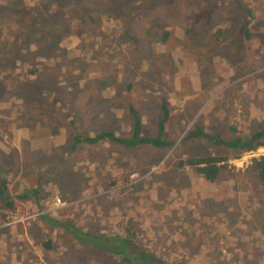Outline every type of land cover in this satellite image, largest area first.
Segmentation results:
<instances>
[{
	"label": "rangeland",
	"instance_id": "374dc122",
	"mask_svg": "<svg viewBox=\"0 0 264 264\" xmlns=\"http://www.w3.org/2000/svg\"><path fill=\"white\" fill-rule=\"evenodd\" d=\"M14 1L0 0V181L11 197L35 186L48 197L38 204L13 199L15 211L0 219V264L117 258L58 239L64 234L40 223L41 214L67 217L99 235L129 228L166 262L192 248L190 241L196 249L209 244L214 229L205 226L220 229L214 240L233 233L230 225L264 227L252 205L257 199L264 210V183L249 170L264 148L238 155L209 140L180 141L194 121L225 141L264 126L246 104L256 106L254 93L264 100V0H22L23 8L10 12ZM32 16L37 22L30 26ZM31 35L35 43L20 48L22 36ZM161 101L168 115L163 139L171 147L72 145L76 133L127 138L131 108L141 135L152 136ZM204 156L223 160L214 182L176 167ZM215 218L228 222L203 221ZM197 220L199 237L189 239L184 225ZM254 234L245 235L244 255L228 238L221 262L264 264V244ZM46 239L51 248L41 250Z\"/></svg>",
	"mask_w": 264,
	"mask_h": 264
},
{
	"label": "trees",
	"instance_id": "16d2710c",
	"mask_svg": "<svg viewBox=\"0 0 264 264\" xmlns=\"http://www.w3.org/2000/svg\"><path fill=\"white\" fill-rule=\"evenodd\" d=\"M11 5H12L11 7L9 6L8 8H6L10 12H12L11 9H15V7L16 8L21 7L22 9L24 6L22 0H15ZM32 22H37V18L35 16L31 17V22L29 23L30 26L33 25ZM41 23L42 22L38 20V24ZM247 26L244 28V32H243L244 33L243 38L246 40H248L251 37L249 31L247 30ZM260 39L259 37H257L258 42H260ZM18 43L20 45V48H25L27 45L28 46L33 45L35 43L34 36L31 35L30 38L29 36L28 37L22 36V40L19 41ZM247 47L248 44L245 48ZM45 91L47 90H43V92ZM159 110H160V117L157 120L155 134L152 136L141 135L142 125L140 118L137 114V111L134 108H131L130 113L132 114L133 117L132 128H131V133L127 138L116 137L114 136V133L106 130L95 133L94 135L76 133L72 136V145L79 143H85L91 145V144H96L98 142L106 141V142H114L126 147L137 146V145L138 146L146 145L157 149L171 147L163 139L164 123L166 122L168 115H167L166 105L165 103L163 104L162 101L159 104ZM231 130H233V132L235 131L234 128H231ZM181 138L182 139L180 141H184L187 139H193V140L200 139L205 141L209 140L211 142H214L215 145L218 144L220 145V147L233 152H237V154L239 155L240 153L243 152L245 153L253 152L259 147H264V128L256 129L255 132H252L249 135H240L235 133L232 139L225 141L217 136H211L210 134L205 133L201 125L197 121H194L192 127L189 130H187V132L183 134ZM222 162L223 160L221 158L204 156V157L184 159L183 161L178 162L176 167L182 168L186 166L188 168H192L197 174V176H200L201 178H203L204 181L211 183L214 182L219 170L222 168V165L221 166L219 165V163ZM249 170L256 175L258 181L264 183V156H261L258 159H252L249 165ZM47 197H48L47 194L40 193V190L37 186L24 188L16 196L11 197L6 192V182L0 181V210L4 211L2 214H0V219L3 220L6 212L12 213L15 211L16 204L13 201V199L24 202H29L27 200H31L33 201V203L38 204L39 201H42ZM92 206L94 207V205ZM197 218L199 219L202 217L196 215L194 220ZM37 219L39 220L40 223L49 226L52 229L60 230V232H62L64 235L61 236L60 234L56 233L57 235L56 237L58 239L62 237L63 239L67 240L69 243L71 242L75 246L78 245L87 246L89 248H92V250H94L95 252H102L105 255H113V254L117 255L115 256L117 258H114V260H112L113 264H212L214 260H217L218 264H223V262L221 261L225 259L226 255L224 254V252L226 251L221 253V250L228 249V246H226L227 239L228 238L235 239L237 245L239 246L233 248H238L240 253L244 255L245 252H243L242 250V246L244 245L242 244L245 241L246 238L245 235H248V231L252 230L251 227H249L250 229H247V228H239L237 226L232 227L234 225H230L231 227L229 226V230L230 231L233 230V233H231L230 235H225L222 239L218 238V240L217 239L214 240V236H213L214 232L211 231L210 243L204 246L201 245L200 247L201 249L199 248L202 253L201 262L196 263L192 261L194 259L191 258V256L189 255V253L192 252L193 250L195 251L194 252L195 254L198 252L196 251V246H194L195 241H190L192 248L182 249L180 251L181 254L176 257V260L174 262H166V260H163L162 258L157 257L155 255L153 249L154 247L150 249V247L146 245L148 243L144 241L139 234L134 232V230H131L129 228L121 229V231L124 232V234H122L121 236L112 234L109 231L106 233L112 234L113 236H107L106 233L99 235L89 230H82L78 228L73 221H67L68 219L67 217L59 218L56 214L52 215V217L48 216V214L47 215L41 214L40 216L38 215ZM203 221L205 223H214V224L228 222L226 220L224 222L219 221L217 218L210 220L207 219ZM189 223L190 221L186 222L184 228H186V234L188 236H192L190 229L188 232ZM196 223L197 222L195 221L194 222L192 221L190 223L193 226V228L191 229L193 234L199 235V233L196 231V225H197ZM212 226L216 228L215 231L220 230L217 226L215 225ZM181 238L184 239L182 241L185 243L186 242L185 234ZM136 242H139L140 245ZM133 243L139 245V248H135ZM141 245L146 246L149 250H145L144 247ZM219 245H221V247ZM37 246L41 250L50 249L51 242L49 239H46V241L42 240L41 242H39ZM24 249H28V245L25 246ZM27 252L29 253V250H27L25 253ZM209 252H211L210 255H208ZM188 255L190 257H188ZM22 260H20L18 264ZM34 262L38 263L36 259H34Z\"/></svg>",
	"mask_w": 264,
	"mask_h": 264
},
{
	"label": "crops",
	"instance_id": "0c3cea01",
	"mask_svg": "<svg viewBox=\"0 0 264 264\" xmlns=\"http://www.w3.org/2000/svg\"><path fill=\"white\" fill-rule=\"evenodd\" d=\"M255 37H257V36H255ZM257 41V40H256ZM258 42V41H257ZM229 78V76L227 75L226 76V79L227 80H229L228 79ZM234 78H230V80H233ZM238 84V83H237ZM237 84H234L233 86H235V85H237ZM254 95L255 96H253L252 98H251V100H252V104L254 103V104H256V106H254V107H252V105H251V103H246L247 104V109H252L253 111H255V110H257L256 111V113H255V115H254V118L255 119H258V122H261L262 121V119H263V117H264V100H262L263 98H260L259 97V95L257 94V93H254ZM141 125H142V123H141ZM261 126V125H260ZM259 127V126H258ZM264 126H261L260 128H263ZM260 128H258V129H260ZM262 156H264V154L262 153ZM200 197H206L205 195H200ZM211 198H215V197H213V196H210ZM209 197V198H210ZM228 197H230V196H228ZM227 197V198H228ZM213 200V199H212ZM211 200V201H212ZM253 207L254 208H257V210L259 211V222H261L263 219H264V210H259L258 208H259V202H258V200L257 199H254L253 200ZM257 218V219H258ZM237 221V220H236ZM195 222H198V223H201L200 222V220H197V221H195ZM242 223V222H241ZM243 225H244V223H242ZM245 226V225H244ZM205 227H209V228H214V233H216L217 231H218V233L220 232V230H217V231H215L216 230V228L215 227H213L212 225H210V226H205ZM231 227V226H230ZM232 227H235V226H232ZM253 230H254V235H255V237H257L256 238V241H258L257 242V244H260V245H262V244H264V233L262 234V233H260V228H263L264 229V227L263 226H261V225H259V226H257V225H255V224H253V227H251ZM181 229H183V228H181ZM195 236L194 237H192V236H188L187 235V238H189V239H194V238H198L199 237V235H197V234H194ZM180 237V236H183V235H180V234H178V235H175V237ZM220 247H221V245H219ZM196 251H198L196 254L194 253L195 251L193 250L191 253H190V255H191V258H194V257H196V258H198V259H201L202 257H201V251H200V249L197 247V249H196Z\"/></svg>",
	"mask_w": 264,
	"mask_h": 264
},
{
	"label": "flooded vegetation",
	"instance_id": "af4514ba",
	"mask_svg": "<svg viewBox=\"0 0 264 264\" xmlns=\"http://www.w3.org/2000/svg\"><path fill=\"white\" fill-rule=\"evenodd\" d=\"M264 148V147H263Z\"/></svg>",
	"mask_w": 264,
	"mask_h": 264
}]
</instances>
